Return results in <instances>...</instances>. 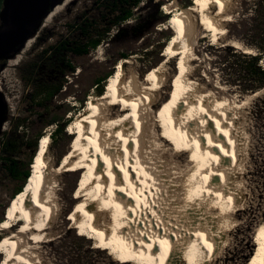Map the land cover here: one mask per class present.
Here are the masks:
<instances>
[{"label":"bare ground","instance_id":"obj_1","mask_svg":"<svg viewBox=\"0 0 264 264\" xmlns=\"http://www.w3.org/2000/svg\"><path fill=\"white\" fill-rule=\"evenodd\" d=\"M227 2L198 0L195 7L171 17L178 31L164 56L178 57L179 72L172 83L173 100L164 103L158 114L150 112L155 103L149 98L163 87L164 61L138 86L135 77L125 79V64L130 63L126 59L107 79L102 95L91 97L71 124L70 134L77 140L61 166L67 171L89 169L83 178L86 193L76 210L78 234L118 250L124 262L212 264L224 245L223 235L236 224L234 215L242 206V184L233 176L241 149L236 113L206 93L197 94L188 65L193 46L188 12L200 16V26L226 35L216 21ZM213 7L217 12L210 16ZM125 106L124 116L111 113ZM160 120L169 139L158 130ZM50 144L49 134L42 137L27 189L14 200L9 219L0 224L1 232L10 233L21 224V230L0 245L5 264H37L30 246L24 244L25 235L32 241L52 240L46 233L57 206L55 186L49 182ZM167 151L174 157L181 152L192 156L183 166L174 160L172 165L167 162L170 169H164L167 160H161ZM257 236L260 249L253 264H264V224Z\"/></svg>","mask_w":264,"mask_h":264},{"label":"rangeland","instance_id":"obj_2","mask_svg":"<svg viewBox=\"0 0 264 264\" xmlns=\"http://www.w3.org/2000/svg\"><path fill=\"white\" fill-rule=\"evenodd\" d=\"M197 1L193 0L191 7H195ZM242 1L228 0V6L222 15L218 16L219 21H216L220 29H226L228 33L229 24L238 18ZM186 2L188 1L141 0L139 7L134 10V17L123 25L121 31L119 27L114 28L111 36H107L108 38L104 39L99 47L86 56L69 54L70 62L76 67L75 73L73 75L68 74L69 79L66 88L54 97L50 106L46 105V109L31 108L29 99L34 87L33 85L30 86L23 79V76L36 71L34 77L39 82L48 80L47 75L49 72L54 71L53 68L51 69L48 66L52 65V62L45 61L44 63L41 54L49 49L51 45H55L61 40L72 42L79 40L80 33L76 26L82 22L83 18L87 17L91 21H99L101 13L106 12V10L102 8L98 10L97 0H65L63 4L55 7L27 45L0 68V91L4 94L8 106L7 121L0 133V141L4 132L10 129L15 119L29 118L26 125L30 126L31 142L29 146L21 148L18 159L23 162L28 161L33 151L32 142L40 131H43L45 136L47 134L51 135L56 129V126L45 128L47 120H58L61 123L69 120L66 131L73 138L71 145L68 146L64 142L62 143L61 139L56 144L51 139L48 155L50 163L49 182L51 186L52 183L55 186L57 206H55L56 211L54 214L56 218L53 217L54 219L48 226L46 233L52 240L32 241L29 239L30 236L25 235L24 237V244L30 246L33 254L32 258L37 264H67L66 260L61 262L59 259L63 254L61 248L67 246L68 249L66 250H70L69 247L75 245L77 248L86 249L87 244H90L94 251L99 252L97 255L91 254L93 258L100 256L95 259L98 260L95 261L96 264H106L105 261L107 260L112 264H141L138 261L124 262V260H121V254L118 250L112 251L109 248L102 247L101 242L97 240H91L86 236L84 237L87 242L81 243L76 240L75 235L80 236L77 229L79 214L76 210L78 203L86 193L83 187V178L89 169L85 168V171H82L81 167L78 168L81 170L67 171L61 166L64 159L61 160L59 166H57V159L63 152L68 154L75 145L77 135L70 134L71 124L83 112L87 101L91 97L99 96L97 90L93 88L95 80L112 72L115 74L118 66L123 62L118 59L119 55L128 52L134 55L128 60L130 63L125 64V79L129 80L130 77H135L137 85L140 86L143 81L150 77L153 70L151 69V63L156 62L159 58L156 53L158 45L167 46L173 38L167 42L162 38L161 31L171 33L173 36L177 33L178 28L176 25L171 24V17L187 9L188 7H185ZM167 7H171V12L167 13ZM216 12L217 9L213 7L210 16H213ZM160 14L168 20L157 24ZM198 16L196 13L193 16L196 26L195 33H193L195 36L192 35V38H190V43L193 46L192 53L189 54L188 65L192 67L189 79L198 86L196 87L197 94L206 93L205 95H208L211 100L215 99L220 103L223 102L225 105L230 106L232 111L234 110L237 119L236 133H238V139L240 138L239 144L241 143L239 165L233 172V176L234 178L238 177L242 184L239 189L242 206L234 215L235 226L223 235L224 245L219 249L212 264H253L260 249L257 236L258 229L264 224V89L256 93H243L239 85L225 82L224 76L219 71L221 52L218 54L216 50L209 47L220 44H223L222 46L235 44L233 46L238 49H244L245 51L246 48L237 39L227 37V33L226 35L222 34L221 31L214 33L213 27L200 26V16ZM225 18L230 20L225 21ZM145 45H148V48L144 50ZM247 50L257 54L254 50ZM164 55L167 56L166 47L163 54L159 55L163 56L164 59V63L163 61L161 63H163V66L165 65L162 70L163 81L165 82L156 97L149 98L153 104L155 103V105L151 104L153 108L150 106L153 109V112L150 110L153 115L155 112L157 114L160 112L165 105L164 103L173 100H170L174 90L172 83L179 72L178 57L167 59ZM37 64L42 66L41 69L37 68ZM261 64L264 67V57ZM124 109L128 110L125 106L120 112L119 107H117L111 113L115 114L114 117H116V114H123L126 111ZM65 111H69L68 114L64 115ZM121 116H124V114ZM150 123L152 124L151 118H149ZM158 130L163 138L169 139L161 120ZM41 139L38 142V149L33 163L39 154ZM167 152L164 154L167 156H164L166 159L161 160V162L167 160L165 162L167 166L163 163L164 169H170L167 162L172 165L174 160L183 166L190 161L192 156L190 153L181 152L174 157L170 151ZM32 165L31 174L33 173ZM58 168L61 169L59 173ZM30 177L24 186L25 190ZM19 185V181L10 179L4 164L0 161V221L3 219L0 224L10 217L13 202L20 193L14 198L12 196ZM20 230L21 224H18L11 230V233ZM51 232L52 234H50ZM11 233L0 231V245L5 237ZM25 240H27V244ZM3 258L4 255L0 254V264H5Z\"/></svg>","mask_w":264,"mask_h":264},{"label":"trees","instance_id":"obj_3","mask_svg":"<svg viewBox=\"0 0 264 264\" xmlns=\"http://www.w3.org/2000/svg\"><path fill=\"white\" fill-rule=\"evenodd\" d=\"M187 1L185 7H191L193 0ZM140 3L141 0H97L98 10L100 8L106 10V12L101 13L99 21H91L87 17L83 18L82 22L76 26V29L80 33L79 40L73 42L61 40L57 44L51 45L49 49H46L41 54L42 61L44 63L45 61H51L52 65L48 66L54 70L47 75L48 80L39 82L34 77L36 71L23 76V79L30 86L33 85L34 87L29 99L31 108L46 109V105L50 106L54 97L66 88L69 79L68 74L73 75L76 70V67L69 60V54L77 56L88 55L92 50L99 47L103 40L108 38L107 36H111L114 28L119 27L121 31L123 25L134 17V10L139 7ZM3 4L4 0H0V13L3 9ZM240 6L238 18L228 26L227 37L237 39L242 43L244 48L254 50L257 54L247 53L230 44L226 46H222L223 44L212 45L209 48L216 50L218 54L221 52L219 71L224 76L226 83L239 85L243 93H256L264 89V67L261 64L264 57V0H243ZM166 20L168 19H165L160 14V18L156 23L160 24ZM161 34H163L162 38L169 42L177 33L173 36L171 33L161 31ZM145 46L144 50L148 48V45ZM165 47L166 45H158L156 53L159 58L156 62L151 63V69L157 67L164 60L163 56L159 55L163 54ZM132 55L134 54L123 52L119 55L118 59H130ZM38 67L41 69L42 66L37 64ZM113 74L112 72L95 80L93 88L97 90L99 96L104 92V84L107 79ZM68 112L65 111L64 115L68 114ZM28 119L27 117L15 119L10 129L4 132L0 141V161L4 164L10 179L20 182L12 198L25 190L24 186L31 174V165L37 153L38 142L44 136L43 131L37 134L32 142L33 151L28 161L23 162L18 159L21 148L29 146L31 142L29 134L30 126L26 125ZM68 125L69 120H65L63 123L58 120H47L45 122V128L56 126V129L50 135L53 142L56 144L61 139L62 143L64 142L67 146L71 145L73 139L66 131ZM64 155H66V152L59 155L57 166L60 165ZM75 238L81 243L87 242L84 236L75 235ZM87 245L86 249L77 248L75 245H72L69 247L70 250H66L68 247L64 246L65 248H61L63 254L59 259L61 262L66 260L67 264H96L95 261L98 260L95 259L100 256L93 258L91 254L97 255L99 252L94 251L90 244ZM105 262H107L106 264H112L108 260Z\"/></svg>","mask_w":264,"mask_h":264},{"label":"water","instance_id":"obj_4","mask_svg":"<svg viewBox=\"0 0 264 264\" xmlns=\"http://www.w3.org/2000/svg\"><path fill=\"white\" fill-rule=\"evenodd\" d=\"M64 1L4 0L0 13V68L27 45L54 8L63 4ZM188 15L194 32L196 26L193 19L194 13L188 12ZM7 113L6 98L0 91V133L7 121Z\"/></svg>","mask_w":264,"mask_h":264},{"label":"flooded vegetation","instance_id":"obj_5","mask_svg":"<svg viewBox=\"0 0 264 264\" xmlns=\"http://www.w3.org/2000/svg\"><path fill=\"white\" fill-rule=\"evenodd\" d=\"M40 69V68H39Z\"/></svg>","mask_w":264,"mask_h":264}]
</instances>
